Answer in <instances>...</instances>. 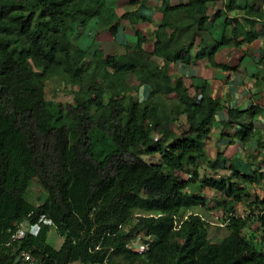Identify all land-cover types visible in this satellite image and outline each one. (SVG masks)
I'll return each instance as SVG.
<instances>
[{
	"label": "trees",
	"instance_id": "trees-1",
	"mask_svg": "<svg viewBox=\"0 0 264 264\" xmlns=\"http://www.w3.org/2000/svg\"><path fill=\"white\" fill-rule=\"evenodd\" d=\"M245 1L242 17H228L238 0H158L147 50L149 37L137 27L150 18L137 10L118 15L107 0H0V264H264V198L253 190L264 186V160L248 174L223 151L211 159L204 148L218 112L244 144L255 138L252 119L262 109L224 106L209 84L187 87L170 73L173 63L203 59L234 69L214 56L258 38L264 11ZM82 14L113 39L131 29L135 41L121 53L105 55L97 45L89 54L72 40L85 28ZM223 15L222 38L209 45L203 34ZM62 75L76 88L72 101L46 100L47 82ZM202 167L211 176L200 179ZM224 167L230 175L217 176ZM34 180L47 194L39 206L26 199ZM194 182L216 191L215 209L187 191ZM215 210L227 235L211 240L207 217ZM24 221L37 228L9 242ZM51 229L62 239L58 248L48 242ZM138 236L143 250L128 249Z\"/></svg>",
	"mask_w": 264,
	"mask_h": 264
},
{
	"label": "crops",
	"instance_id": "crops-1",
	"mask_svg": "<svg viewBox=\"0 0 264 264\" xmlns=\"http://www.w3.org/2000/svg\"><path fill=\"white\" fill-rule=\"evenodd\" d=\"M139 1L140 0H136L135 4H130V0H107V5L114 8L118 15H121L125 11L131 10L139 9L138 12H140L141 4ZM184 1L186 0H170L172 5ZM224 4L225 1L218 2L215 5V8H223ZM251 4L256 8H262L264 11V6L261 5L260 0H251ZM238 5L240 8L231 12L228 17H242L244 15L246 1L238 0ZM156 6L157 3H153L152 14L146 11V14H142L149 17L150 22H145L137 27L143 35H150L149 38L147 37L149 42L145 45L147 50L152 48V32L160 22L159 15L156 12ZM211 13H213V11H211ZM225 18L226 15L220 17L214 24L211 31L203 34V38L209 45H214L216 42L221 40L225 27ZM262 22H264V19L256 26L258 31V38L256 40L240 47H224L215 54L214 61L216 63L227 64L234 67V69L223 70L211 67L206 59L196 60L190 65L180 62L170 65V73L173 76H184L185 85L187 87L193 84H209L212 97L217 99L224 106L237 107L242 110L255 105L262 109V112L252 119L257 132L255 133V138L249 142L243 144L236 140L234 137V133L236 131L235 127H223L221 125V123L227 118L224 110L218 112L212 126L210 138L205 141L204 148L207 155L211 159L216 157L217 152H222V149H225L228 144L235 143L231 146H238V148H236V154L238 155V158L240 156L239 161H236L235 166L238 170L248 174L252 172L255 166L261 164L258 160V157H260L261 154L263 155L262 161L264 160V27ZM96 23L97 22L94 20V24L92 26L95 28L96 26L94 25H96ZM101 31L105 32V28H102ZM125 32L129 36L133 37L131 29H126ZM118 33L116 37L118 36ZM97 37L99 38L102 36L99 35ZM99 40L104 42L102 43V41ZM114 40L115 38L113 39V37L109 34L106 37L99 38L97 40L100 44V46H98L103 49L105 55H111L114 53L111 52L114 48L110 45L114 42ZM196 50L197 48L194 49V53ZM157 62L160 61L157 60ZM145 90L146 88L144 87L140 89L141 93L144 94ZM227 137H229V141H227ZM257 139L262 142L261 146H257ZM260 148L262 151H259ZM223 156H225V154H223ZM241 156L243 157L241 158ZM243 158H245V161ZM207 176H211V174H208ZM256 188L257 191L253 189L254 193L264 198V186H256Z\"/></svg>",
	"mask_w": 264,
	"mask_h": 264
},
{
	"label": "rangeland",
	"instance_id": "rangeland-1",
	"mask_svg": "<svg viewBox=\"0 0 264 264\" xmlns=\"http://www.w3.org/2000/svg\"><path fill=\"white\" fill-rule=\"evenodd\" d=\"M141 4V8H140V14H143L146 12L152 14V6L153 3L156 4L157 0H140L139 1ZM139 10V9H138ZM137 10V11H138ZM146 14V13H145ZM81 19L85 20V28H81L74 36H73V42L83 48L86 49V51L91 54L93 52V50L95 49V47L97 45L100 46L99 42H97V40L99 38H103L106 37L109 33L107 31L102 32V28H104V26H102V24L96 23V28L93 27L92 25L94 24V20L90 19L87 20V16H84L83 14L80 16ZM123 28V27H121ZM104 31V30H103ZM129 32V31H127ZM101 35L102 37H97ZM150 37V35L148 36ZM152 37V36H151ZM102 41V40H99ZM128 43H133L135 41L134 37L129 36L126 32L125 29H120L118 36L115 37L114 42H112L110 45L111 47L114 48L113 51L114 53H121L124 51L125 45H123V43L125 42ZM104 41H102L103 43ZM105 44V43H104ZM108 52H109V47H108ZM194 57V56H193ZM65 79L66 76L62 75L59 76L58 78L52 80V81H48L46 84V89H45V97L46 100L49 101H54V102H71L72 98H73V90H75L76 88H70L66 83H65ZM128 81L130 82V84H137L136 81L134 80L133 77H128ZM147 90V87H145ZM148 91V90H147ZM97 132V130H96ZM99 132V131H98ZM229 137H227V141H229L228 139ZM225 139V140H226ZM235 144V143H232ZM232 144H228L225 149H222L225 154L226 159L228 160L229 163L231 162H235L239 161L238 155L236 154V148H238L237 145L231 146ZM227 150V151H226ZM259 151H262V149L260 148ZM141 157L146 160L147 162L150 163H155V162H159V156L158 155H148V154H142ZM243 156H241L242 158ZM262 157L263 155L261 154L260 157H258L259 162L261 163L262 161ZM243 160L245 161V158H243ZM257 164V163H256ZM231 171L227 168H221L217 171V176H221V177H227L228 175H230ZM208 174H211L210 171H208V169H205L204 167L199 169V177L200 179H203L204 177H207ZM183 177H187V176H183V174L181 173L180 178L182 179ZM200 180H197L196 182L198 184L201 183ZM197 183H193L192 185H190L188 187V191L191 192L192 194H197V193H201L202 195L204 194L207 197V201L208 204L206 206L205 209H207L208 207L211 208L212 210L215 209V198H217L216 195V191L214 189L211 188H199L200 185L198 186ZM254 190L257 191V188L254 187ZM199 191V192H197ZM47 194L46 192L43 190V188L40 186V184L34 180L28 187L27 189V193H26V199L33 204L34 206H39L43 203V201L45 200ZM252 197L248 198L249 202H254L255 197L254 195H251ZM260 196V195H259ZM261 197V196H260ZM262 198V197H261ZM205 207V206H204ZM194 210L196 211H203L205 212V210L201 207H196ZM247 211V207L245 204H240L238 205V212L239 214H244ZM219 217H220V213L215 211H212L211 214H209L208 220L211 221L212 223V228L210 230V238L211 240H216V239H222L223 237H225L227 235V232L224 230V228H222L219 225ZM25 227L27 228L28 231H34L35 227H31L29 225V223L26 221ZM62 239L58 236V234L55 232L54 229H51L48 233V242L53 245L54 247L58 248L61 244ZM133 250L139 251L141 248L138 247L137 245H132ZM125 264V263H122Z\"/></svg>",
	"mask_w": 264,
	"mask_h": 264
},
{
	"label": "built area",
	"instance_id": "built-area-1",
	"mask_svg": "<svg viewBox=\"0 0 264 264\" xmlns=\"http://www.w3.org/2000/svg\"><path fill=\"white\" fill-rule=\"evenodd\" d=\"M123 45H132V43L130 44V43H128L126 41L125 43H123ZM197 192H199V191H197ZM25 224H26V221L20 222V223H18V224L15 225V228L13 230H10L9 231L10 232L9 242H15V241L21 240V239H23L26 236L28 230L25 227ZM37 225H38V223H36V225L33 226V227H35V229H36L37 228ZM133 244L134 245H137L138 247L141 248L139 251H142L143 248H144V242H143V240H142V238L140 236H138L136 239L130 241L126 245V247L128 249L132 250V251H136V250H133V247H132ZM20 256L27 263H32L34 261V257L31 255V253L29 251H25V250L24 251H21Z\"/></svg>",
	"mask_w": 264,
	"mask_h": 264
},
{
	"label": "clouds",
	"instance_id": "clouds-1",
	"mask_svg": "<svg viewBox=\"0 0 264 264\" xmlns=\"http://www.w3.org/2000/svg\"><path fill=\"white\" fill-rule=\"evenodd\" d=\"M188 191V190H187Z\"/></svg>",
	"mask_w": 264,
	"mask_h": 264
}]
</instances>
